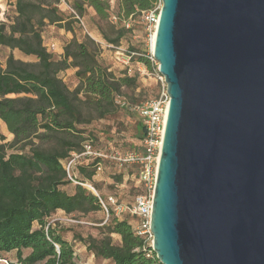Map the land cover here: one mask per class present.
I'll return each instance as SVG.
<instances>
[{"label":"water","instance_id":"water-1","mask_svg":"<svg viewBox=\"0 0 264 264\" xmlns=\"http://www.w3.org/2000/svg\"><path fill=\"white\" fill-rule=\"evenodd\" d=\"M160 2L150 248L160 264H264V0Z\"/></svg>","mask_w":264,"mask_h":264},{"label":"trees","instance_id":"trees-1","mask_svg":"<svg viewBox=\"0 0 264 264\" xmlns=\"http://www.w3.org/2000/svg\"><path fill=\"white\" fill-rule=\"evenodd\" d=\"M58 1L15 0V16L9 25L0 22V47L35 58L34 62L25 63L9 55L4 68L0 67V120L13 137L10 143H0V261L8 264H14L6 259L11 252H15V264H80L73 244L51 220L56 214L73 219L102 210L99 199L84 184L97 175L98 164L107 163L115 170L117 167L100 158H81L72 173L78 184L68 194L63 188L73 184L64 164L82 154L86 145L93 152L123 153L96 147L91 138L83 139L78 126L87 124L84 110H93L103 119L115 111L116 105L120 107L118 100L124 102L118 98L122 88L137 86L135 76L123 73L115 77L100 65L91 40L79 43L72 38L55 59L44 46L41 34L46 25H67ZM158 1L117 0L113 18L120 28L108 45L118 46L124 34L132 30L135 19L147 29L144 15L154 10ZM73 7L79 17L88 7L99 21L110 20V0H75ZM129 21L130 29H126L124 22ZM63 27L70 31L69 25ZM131 52V59L136 57L139 64L151 66L146 52ZM72 68L77 69L79 86L68 93L58 74ZM124 103L131 111L138 106ZM134 113L138 118L135 138L140 141L143 123ZM33 140L52 146L43 149ZM133 150L141 151L138 142ZM127 169L138 178L140 168L136 165L117 170ZM121 179L120 175L116 180ZM108 213V222L102 226L105 234L100 239H80L94 258L110 260L112 264H160L150 242L137 234L130 223H139L136 216H116L112 207ZM111 236L118 238L119 243L114 244Z\"/></svg>","mask_w":264,"mask_h":264},{"label":"rangeland","instance_id":"rangeland-1","mask_svg":"<svg viewBox=\"0 0 264 264\" xmlns=\"http://www.w3.org/2000/svg\"><path fill=\"white\" fill-rule=\"evenodd\" d=\"M116 1L110 0V6L112 7L110 20L99 21L91 8L85 7V12L79 17L75 7H73L75 0H59L57 7L63 14L65 22L69 25L70 31H66L65 27H63H67L65 23H62V25H46L42 29L41 36L44 46L53 54L55 59L63 54L61 51L60 55L57 48H61L62 50L63 46L72 38H75L79 43L88 40L93 41L97 60L100 65L107 68L108 72L112 73L115 77L123 73L136 77V88H122L118 97L131 107L132 105H139L154 99L159 94L160 85L156 76L158 65L150 63V67H144L138 63L136 57L131 59L128 66L121 63L122 57L132 53V50L139 53L146 52L147 54L150 52L149 42L152 34H149L147 29H145V25L138 19H135L136 21L133 23L132 30L126 32L125 36L120 40L118 46L121 51L108 49V40H114L120 28L116 23V19L113 18L114 11H116ZM14 3L15 0H0V22L9 25V22L15 16ZM159 3L160 0L155 4V8H159ZM72 10L75 15L72 13ZM9 55H13L17 59V56H22V53L17 50L10 51L7 48L0 47L1 68H4ZM34 61L35 58L33 57L27 60V62ZM76 71L77 69L72 68L58 74L68 93H72L79 86V81L75 76ZM78 96L80 100H83L81 95ZM114 110L113 113L106 115L103 119H99L98 113L93 110H84V122L87 124L78 126V129L82 131L83 139L91 138L98 148L114 152L133 151L138 142V139L135 138V135L138 133V118L129 107L120 108L116 105ZM12 138L5 125L0 121V143H10ZM33 141L36 146L43 149H49L52 146L51 144H40L36 140ZM112 167L104 163L102 173L94 175L90 183L87 182L84 186L94 195V191L102 198L112 195L118 204L130 207L134 203L135 196L145 193L144 187L138 182V178L131 174L129 169L118 171ZM120 175L122 179L120 182H117L116 179ZM87 186H91L94 191ZM74 187L75 185H72L63 189L68 194H72ZM112 208L114 209L113 206ZM73 219L78 220L79 223L76 225L67 223L63 214H56L51 222L56 224L57 229L73 244L77 261L80 264H112L110 260L103 261L92 257V254L87 251L86 245L80 240H86L91 237L100 239L105 234V229L102 226L108 222L106 213L100 210L91 212V214L86 216L77 215ZM130 223L135 225V222L130 221ZM111 239L114 244L119 243L118 238L115 236H111ZM6 257L8 261L14 260L12 253L7 254ZM0 264L7 263L0 261Z\"/></svg>","mask_w":264,"mask_h":264},{"label":"built area","instance_id":"built-area-1","mask_svg":"<svg viewBox=\"0 0 264 264\" xmlns=\"http://www.w3.org/2000/svg\"><path fill=\"white\" fill-rule=\"evenodd\" d=\"M159 8H155L154 10L146 13L144 15V19L147 22V31L152 36L150 37L148 58L150 63L156 64L153 58V47H152V37L153 33H155L156 27L158 25V16L161 8V2L159 3ZM72 13L75 15L74 11ZM77 18V17H76ZM78 20V18H77ZM125 28L130 29V21L124 22ZM108 49L121 51L119 46H111L107 45ZM53 48V47H52ZM133 53L128 54L127 56L122 57L121 63L122 65L128 66V63L133 56ZM159 66V65H158ZM157 79L159 81L160 89L159 94L151 100H148L145 103H142L136 107H133L134 111L139 115L142 123H143V135L142 139L138 141V145L141 147V151H130L123 153H109L106 150L93 152L91 150V146L86 145L84 147V152L80 155H74L70 161H67L64 164V168L67 172V177L69 181L75 185L78 182L75 179V175L72 173L75 168V165L78 161L83 157H91L100 158L102 160H107L113 163L117 169L127 166H138V182L144 187V194H140L135 196L134 204L131 207H125L123 205H117V201L114 196H107L105 200L99 198L98 194L94 191L91 186H87L89 189H92L99 199L100 206L102 208L103 213H106V217H109V207H114L113 211L116 216H119L122 213H129L133 217H137L139 220L138 224H135L134 230L137 234L145 237V240L152 243V234L150 231V218H151V209L153 202V189L155 186V178L157 171V163L160 157V149L162 145V136L165 128V120L168 113V105L170 101L169 94L167 93L166 82L162 75L157 72ZM117 104L120 107H124L125 103L122 101H117ZM103 165L98 164L97 175L102 173ZM66 222L76 225L79 221H74L73 219L66 217Z\"/></svg>","mask_w":264,"mask_h":264},{"label":"crops","instance_id":"crops-1","mask_svg":"<svg viewBox=\"0 0 264 264\" xmlns=\"http://www.w3.org/2000/svg\"><path fill=\"white\" fill-rule=\"evenodd\" d=\"M57 48V47H56ZM58 50H59V54L61 55V48H57ZM56 51V50H55ZM30 59V57H25V56H23V54H22V56H17V60H20V61H22V62H27V60H29ZM1 121V120H0ZM108 196H110V195H108ZM107 197V196H106ZM12 254H13V258H14V260L13 261H10V263H16L17 262V260L15 259V252H11ZM10 253V254H11ZM75 257H76V255H75ZM92 257H94L93 256V254H92ZM2 262H6L7 263V261L6 260H3ZM8 264V263H7Z\"/></svg>","mask_w":264,"mask_h":264},{"label":"bare ground","instance_id":"bare-ground-1","mask_svg":"<svg viewBox=\"0 0 264 264\" xmlns=\"http://www.w3.org/2000/svg\"><path fill=\"white\" fill-rule=\"evenodd\" d=\"M154 40H155V35L153 33V37H152V47H153V44H154Z\"/></svg>","mask_w":264,"mask_h":264}]
</instances>
